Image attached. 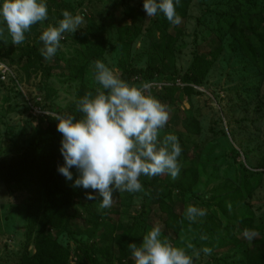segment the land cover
Here are the masks:
<instances>
[{
	"label": "rangeland",
	"instance_id": "1",
	"mask_svg": "<svg viewBox=\"0 0 264 264\" xmlns=\"http://www.w3.org/2000/svg\"><path fill=\"white\" fill-rule=\"evenodd\" d=\"M47 3L48 19L32 25L22 44H12L7 32L0 40V59L13 69L17 79L0 81V164L14 157L18 163L30 149L36 129L44 127L31 110L44 107L56 117L79 115L77 101L83 96L80 89L85 86L88 92H94L99 87L93 67L99 59L122 79L137 86L147 83V92L168 109V121L160 136L168 132L178 136L181 170L175 179L161 174L163 182L176 183L190 170L197 174L193 192L175 206L183 213L182 235L178 237L168 230L169 240L178 246L191 242L196 249H212L210 255L201 252L194 264H246L253 242L264 236V66L259 52V48L264 49V0H192L185 19L169 23L167 28L162 14L147 17L143 0ZM63 10L82 15L83 23L74 33H65L62 47L45 60L40 55L43 44L39 36L49 23L55 25L62 19ZM126 27L136 33L130 42L122 33ZM170 37H174L171 43ZM84 45L98 53L90 57ZM200 57H207L210 63L198 64ZM73 67H85L81 78L71 80ZM132 68L148 69L147 74L153 76L146 78L145 72L122 75ZM188 75L202 77V83H184L183 77ZM187 121H195L198 132L187 130ZM42 136L40 131L39 140ZM43 144L50 154L60 155V144ZM10 163L16 171V163ZM246 170L258 175L249 178L250 190L243 194L242 203L223 214L219 211L220 194L241 187ZM25 177L27 180L7 183L0 176V264H21L25 254L35 253L36 228L29 214L33 201L41 208V219L46 218L43 209L53 178L49 175L37 185L33 177ZM71 184L67 181L63 188ZM118 193L113 197L112 217L120 226L131 225L141 215L147 230L159 225L162 234L165 232L162 213L154 203L159 198H149L143 191ZM178 194L175 189L172 195L177 198ZM72 203L66 208L69 214L64 213L57 224L49 219L47 230L59 245L69 249L70 261H75L77 245L89 238L86 208L96 212L98 207L85 197L74 198ZM189 204L204 209L206 215L190 224L184 219ZM245 214L253 216L254 230L236 226L234 241L226 240L223 234L213 238L209 235L210 217H215L222 228L227 219ZM202 235L207 239L201 240ZM96 239L111 249V258L102 263L120 264L116 260L117 243L100 232ZM124 264L134 261L129 257Z\"/></svg>",
	"mask_w": 264,
	"mask_h": 264
},
{
	"label": "clouds",
	"instance_id": "2",
	"mask_svg": "<svg viewBox=\"0 0 264 264\" xmlns=\"http://www.w3.org/2000/svg\"><path fill=\"white\" fill-rule=\"evenodd\" d=\"M181 0H143L147 17L162 14L178 24L177 7ZM62 19L49 23L39 40L43 47L40 55L48 60L62 47L65 33H74L83 23L82 15L68 10ZM48 19L47 0H0V40L5 32L11 43L20 45L34 24ZM94 81L99 87L95 93L86 92L78 101L82 116H57L56 129L62 134L59 151L63 164L57 167L71 187L91 190L85 192L87 200L100 198L99 208H110L113 193H135L143 190L141 176L153 177L167 173L175 179L181 170L179 157L182 146L174 133L162 137L161 131L168 121V109L155 96L147 92V83L137 86L122 79L101 60L93 62ZM75 168L78 175L73 178ZM204 209L189 204L184 219L190 224L204 217ZM201 240L207 239L201 236ZM134 264H194L201 252L210 255L212 249H196L191 242L184 246L173 244L162 235L161 227L153 225L143 235L139 245L128 244ZM191 250V251H189Z\"/></svg>",
	"mask_w": 264,
	"mask_h": 264
},
{
	"label": "trees",
	"instance_id": "3",
	"mask_svg": "<svg viewBox=\"0 0 264 264\" xmlns=\"http://www.w3.org/2000/svg\"><path fill=\"white\" fill-rule=\"evenodd\" d=\"M192 0H181L180 6L177 7V13L180 16V19H185L187 16L188 8ZM126 5H123V8ZM130 10H127L129 12ZM164 27L167 28L168 22L164 16ZM134 31H137L134 29ZM122 33L126 34L128 38L127 42L133 40L136 36L135 32H132L129 28H125L122 30ZM171 36V35H170ZM174 37H170V43ZM168 42V41H167ZM93 48V44H90ZM88 45H84V50L90 53V57H93L98 53V51H94ZM169 47H165V50H168ZM101 51V50H100ZM260 59L262 60L264 66V49L259 48ZM165 56V55H164ZM210 63L207 57H200L198 59V64L205 65ZM264 68V67H263ZM83 71H85V67H73L72 72L70 73L71 80H77V78H81L83 76ZM140 72L146 73V78H150L153 76V73H148V69L146 70H135L134 68L125 70L122 75H136ZM184 83L200 85L202 83V77L198 76H185L183 77ZM88 92L87 88L83 86V89H80V93L83 95ZM95 91L93 92V94ZM45 110V108L43 107ZM32 111V110H31ZM34 117L37 118L38 121L44 123V127H40L39 130L36 129L34 137H32L30 149L27 150L21 157L18 163L16 162V158L10 159V161L1 162L0 164V176H3V180L7 183L11 181L20 182L22 179H26L25 175H29L33 177L34 183L37 185L41 184V182L50 175L53 178V184L48 189V199L47 203L44 206L43 214L45 217L41 219V208L38 204L33 201L29 205L30 209V221L34 228H36V238H35V247L36 251L32 254H25L21 258V264H103V259L111 258V249L109 246H103L96 239V234L100 232V234L105 238H112L114 242L117 243L118 247V256L117 262L120 264H124V262L131 257L130 250L128 248V244L130 242H135L139 245L142 240L143 235L147 231V225L145 221L142 219L140 215L136 221H134L131 225L122 227L118 224L117 221L112 217L113 205L107 209H100L99 203L100 198L98 197L95 200L98 210L93 212L88 207L86 211L89 216V238L86 241L80 242L75 249V261H70V251L67 248L62 247L56 241L54 234L51 231L47 230V223L51 220H60L63 218L64 213H67L66 208L70 207L73 203L72 200L74 198H82L85 197V192L89 190H85L82 188H73L70 187L68 189H64V184L66 186V180L62 179L59 173L56 172V168L59 165L63 164V158L60 153L59 156L57 154H50L47 147L44 146L43 142L52 144H60L62 139V134L59 133L56 129L57 120L56 116L45 114V113H32ZM60 116V115H59ZM78 116H82V113L79 112ZM187 126V130H192L198 132L199 128L195 121H187L185 122ZM40 131H42L43 136L40 138ZM42 146V147H41ZM32 155L38 156L37 159H34ZM10 162H15L17 170L14 171L10 166ZM12 165V164H11ZM53 165V169H52ZM13 166V165H12ZM73 178L75 179L76 175H78L75 168H72ZM247 174L242 181V186L236 189L235 191H229L227 193H221L223 197L219 202V211L225 214L226 209H232L239 204L242 203L243 194H247V190L250 188V177L257 176L258 174L252 171L246 170ZM185 176L177 181L176 183L163 182V177L160 175L154 176L152 178H147L144 176L140 177V180L143 184V192L149 198L157 197L154 203H157V207L162 213L163 221L165 225V232L162 234L164 237L169 239L168 230L170 232H174L176 236L182 235L183 225L185 223L182 222L183 213L182 211H178L175 206L178 201L184 202V197L188 193H192V187L197 182V174L195 170H190V172L185 173ZM165 178V177H164ZM159 179L161 180L159 182ZM31 181V180H30ZM177 189L179 194L177 198L173 196L174 190ZM226 190V189H225ZM250 190V189H249ZM160 191H164L160 193ZM119 193L114 192V196H118ZM28 212V211H27ZM69 214V213H67ZM215 217L209 218V226L208 231L211 238L223 236L228 241H234L233 234L236 226L244 228L248 231L254 230L253 226V216L251 214L243 215L242 217L229 218L226 220V224L224 227L220 228L217 226ZM96 239V240H95ZM194 245V244H193ZM179 246H184L183 244H179ZM223 264H235L228 263L224 261ZM246 264H264V236L257 238L252 244V248L249 249L247 262Z\"/></svg>",
	"mask_w": 264,
	"mask_h": 264
},
{
	"label": "built area",
	"instance_id": "4",
	"mask_svg": "<svg viewBox=\"0 0 264 264\" xmlns=\"http://www.w3.org/2000/svg\"><path fill=\"white\" fill-rule=\"evenodd\" d=\"M13 80L17 81V79L15 78L13 69L6 62H4L3 60L0 59V81H3V82L9 81L10 82ZM32 111L36 114H38V113L50 114V112H47V110H44L41 107L39 109H37V111H34V109Z\"/></svg>",
	"mask_w": 264,
	"mask_h": 264
}]
</instances>
